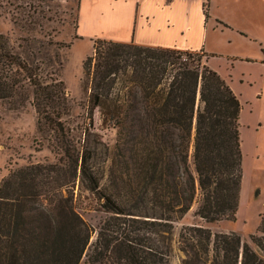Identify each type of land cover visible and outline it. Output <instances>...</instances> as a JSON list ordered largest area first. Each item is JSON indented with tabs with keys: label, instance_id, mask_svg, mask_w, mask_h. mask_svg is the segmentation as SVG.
I'll return each mask as SVG.
<instances>
[{
	"label": "trees",
	"instance_id": "16d2710c",
	"mask_svg": "<svg viewBox=\"0 0 264 264\" xmlns=\"http://www.w3.org/2000/svg\"><path fill=\"white\" fill-rule=\"evenodd\" d=\"M205 57L203 48L94 41L83 63L89 125L99 111L105 126L119 128V149L102 183L92 149L65 139V83L44 79L0 34V101L24 102L32 87L38 130L56 135L61 156L1 182L0 264H169L175 244L182 264H264V212L248 241L209 227L237 220L243 107ZM78 185L105 215L96 227L78 210ZM195 205L196 223L177 235L175 224Z\"/></svg>",
	"mask_w": 264,
	"mask_h": 264
},
{
	"label": "rangeland",
	"instance_id": "374dc122",
	"mask_svg": "<svg viewBox=\"0 0 264 264\" xmlns=\"http://www.w3.org/2000/svg\"><path fill=\"white\" fill-rule=\"evenodd\" d=\"M202 3L205 25L201 22ZM244 3V0H189L186 14L194 27L199 25L204 29L200 34H188L189 43L192 46L202 43L207 56L204 61L209 60L210 68L230 80L243 107L240 132L244 176L237 220L209 227L213 232H237L248 241L256 233L264 212V60H260L264 50L256 42L259 38L250 36L255 26L250 18L259 17L258 6L248 10L254 13L251 14L245 10ZM99 4L103 15L98 16L94 12ZM176 8L177 5H172L173 11ZM207 9L211 16L208 18ZM79 10L81 34L86 38L79 34ZM131 16V10L120 8L119 2L113 0H0V34L9 40L13 52L34 66L44 79L65 83L71 107L69 116L63 118L67 129L65 139L78 148L86 145L92 149L90 163L102 183L119 149V128L112 124L105 126L99 111L94 116L95 126L90 127L89 92L84 90L86 82H90L83 63L93 55L96 39L119 43L123 41L117 39H128L131 27L126 25ZM216 19L223 25L216 23ZM23 93L24 102L0 101V185L15 170L57 163L61 157L56 135L49 129L42 133L38 130L32 87ZM114 96L119 99V92ZM92 196L77 186L78 210L96 227L105 215L95 210ZM195 209L196 205L175 224L177 235L183 226L196 223ZM182 259L175 244L169 264H182Z\"/></svg>",
	"mask_w": 264,
	"mask_h": 264
},
{
	"label": "crops",
	"instance_id": "0c3cea01",
	"mask_svg": "<svg viewBox=\"0 0 264 264\" xmlns=\"http://www.w3.org/2000/svg\"><path fill=\"white\" fill-rule=\"evenodd\" d=\"M116 3L119 2V7L122 9L131 10V20L127 23L126 28H130L131 35L123 43H134L138 46L152 47V48H167L177 49L182 51H199L202 49V43L196 46H192L189 43L187 35L194 33H201L204 31L203 26L194 27L191 22V18L186 14L187 2L189 0H113ZM245 10H251L252 6H258L260 11L259 17L251 16V24L255 25L254 30L250 36L252 38L258 37L257 44L264 50V0H244ZM205 3V2H204ZM202 3V24L204 23V12ZM109 4V1H108ZM209 4V3H208ZM100 5V4H99ZM97 6L95 14L103 15L101 12V6ZM172 5H177V10L172 9ZM209 13V9H208ZM251 13V12H248ZM254 14V13H251ZM210 16V13H209ZM211 17V16H210ZM210 19V18H209ZM216 23L223 25L220 20L216 19ZM259 21V24H255ZM252 27V26H251ZM217 28V27H216ZM238 29V28H237ZM236 30V27L235 29ZM239 32V30H237ZM247 30H245L246 32ZM82 28L80 27V10H79V34L81 37L86 38L82 34ZM96 39V38H95ZM262 62L264 57L260 59ZM209 64V60L207 61ZM223 78L230 85L231 82L228 78ZM234 91L232 84L230 85ZM235 93V91H234ZM236 94V93H235ZM237 95V94H236ZM238 96V95H237Z\"/></svg>",
	"mask_w": 264,
	"mask_h": 264
}]
</instances>
